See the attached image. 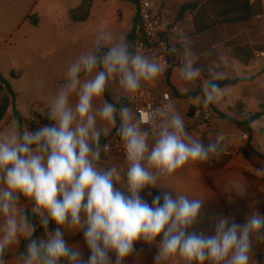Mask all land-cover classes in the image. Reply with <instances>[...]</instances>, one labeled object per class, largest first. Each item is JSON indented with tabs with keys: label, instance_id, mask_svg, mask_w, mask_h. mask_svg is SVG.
<instances>
[{
	"label": "clouds",
	"instance_id": "9594fccd",
	"mask_svg": "<svg viewBox=\"0 0 264 264\" xmlns=\"http://www.w3.org/2000/svg\"><path fill=\"white\" fill-rule=\"evenodd\" d=\"M199 59L185 41L178 69L183 81L201 77ZM218 60L207 69L205 108L225 96L219 81L229 77V62L223 54ZM167 67L102 26L93 47L66 67L43 113L50 123L33 132L14 119L0 130V264H124L137 254L138 242L155 246L154 264H258L253 249L264 244V215L253 210L242 224L221 215L214 218V235H205L192 231L204 198L167 186L186 166L225 154L223 133L209 136L205 144L187 131L172 102L141 117L130 106L118 108L103 99L111 82L131 97ZM38 83L43 87V81ZM187 91L182 88L181 94ZM113 129L124 164L103 166L101 153L110 146H101V137ZM256 175L264 177V165ZM153 188L172 189L175 195L163 191L150 204L141 193ZM225 190L243 196L248 188L228 180ZM38 227L43 235L34 238ZM77 232L90 250L87 260L64 238Z\"/></svg>",
	"mask_w": 264,
	"mask_h": 264
},
{
	"label": "crops",
	"instance_id": "0c3cea01",
	"mask_svg": "<svg viewBox=\"0 0 264 264\" xmlns=\"http://www.w3.org/2000/svg\"><path fill=\"white\" fill-rule=\"evenodd\" d=\"M52 1L0 0V60L4 61L3 67L0 65V75L4 77L12 71L23 72L22 69H17L18 66L21 67L20 62L23 60L25 66H31L32 69H40L50 61V58L44 55V53H47V43L39 40L38 37L41 35V18L49 17L53 20L57 13V7L52 4ZM133 10L134 27V20L137 15V7L134 4ZM180 11H183V16L181 20H178ZM250 13V21L215 25L216 22L223 21V6L217 0H167L162 10L165 23L170 26H178L179 34L189 37L188 44L200 56L197 66L202 67L203 71L201 77L191 83L185 82L180 78L178 69L183 62V50L179 48L176 38H171L172 49L175 48L176 52L172 54L174 67L169 75L170 86L166 81L167 74L153 82H145L142 86L143 90H158L166 83L170 89L172 88L180 95L186 96L197 93L198 95L194 98L183 99L177 97L171 89L176 109L179 102L182 103V117L184 118L187 131L194 137L202 139L205 144L208 143L209 136L214 137L219 133H223L227 144L234 151L233 156L223 158L210 169L202 163L186 166V168H189L186 177V180L188 179L187 182L171 178L167 181L168 187L174 188L183 194L204 198L200 217L192 231L203 232L205 235H214V218L221 215L234 218L237 223L242 224L244 222V220H240L236 205L231 200L230 193H226L221 181L230 177L233 171L241 172L247 178L254 179L246 170H252V173H255L256 170L254 163H250L239 153V148L250 141V135L245 134L247 133L245 128L231 125L226 120L214 115V110H217L236 121L243 122L248 115L264 113V0H251ZM30 16H35L38 19V26L30 23ZM198 29L204 30V32L198 34ZM20 35L22 39L18 38ZM8 47L12 48L13 51H7ZM221 54L229 62L228 71L230 74L224 80H243L234 86L235 88L242 87L246 93L245 97L232 99V103L239 100L236 103V110L239 111V116L237 117L233 115L229 107V110L225 111L224 107L219 104L209 105L207 108L203 107L202 104L205 83L209 79L208 66L213 62L219 63L218 57ZM5 63L9 64L8 68ZM63 76V74H59L54 77L53 86L56 89L63 82ZM182 88L188 89L186 94H181ZM228 88H225V91ZM225 102H228L227 97ZM15 107L25 117L29 116L31 112L21 111L17 107V101ZM198 109L208 111L213 115L212 123L216 127V133H204L201 121L195 118L194 115ZM32 111L43 112L45 110L37 111L33 109ZM12 112L13 107L8 111L5 120L1 123L0 130L6 129L11 125ZM257 122L264 125V116ZM254 127L255 125H252L251 144L264 156V138L260 134L261 130H264V126L258 130ZM235 130L237 131L235 132ZM235 137H238V140L234 139ZM257 160L261 159L256 158L254 162ZM101 163L103 166H110L113 163L120 165L115 154L103 152L101 153ZM197 180L200 181L198 182ZM257 180L262 181L259 178ZM117 187H121L122 191L124 190L121 185H117ZM149 191L151 195L148 194ZM154 191L161 194L163 191L173 190L153 188L145 190L141 195L151 204L152 197L155 196ZM173 195H175L174 191ZM80 233H65L64 238L70 246H77L81 251L82 258L87 260L90 256V250L87 248L83 237H80ZM22 242L19 246L20 250ZM135 247L137 254L129 257L124 264H154V256L157 252L155 246L149 247L142 242H138ZM11 258V254L6 256V259ZM112 258L113 260L115 259L114 255ZM253 260L257 261L258 264H263L258 259L253 258Z\"/></svg>",
	"mask_w": 264,
	"mask_h": 264
},
{
	"label": "rangeland",
	"instance_id": "374dc122",
	"mask_svg": "<svg viewBox=\"0 0 264 264\" xmlns=\"http://www.w3.org/2000/svg\"><path fill=\"white\" fill-rule=\"evenodd\" d=\"M82 0H53L52 4L57 7L55 18L51 20L49 17L41 18V35L39 40L47 43V53L45 56L50 58V61L40 69H32L31 66H25L24 60L21 63L22 76L18 80L6 74L4 77L10 81L16 95L17 107L23 111L47 110L52 96L55 94L56 88L53 86L54 77L65 72L68 64L76 59L80 53L88 51L93 47L95 37L98 30L105 26L109 31L113 32L117 38L124 36L126 39L133 28V3L129 0H92L93 8L90 19L82 24H72L68 18V12L71 9L78 7ZM18 38L22 39L20 35ZM36 38V37H35ZM12 52V48L6 49ZM7 54V53H6ZM0 65H4V61L0 60ZM8 63L5 66L8 68ZM3 67V66H2ZM6 69V68H3ZM39 81H43V87L39 85ZM145 83V82H143ZM142 83V86H143ZM140 90H143L142 88ZM139 90V91H140ZM246 93L242 87H231L225 91V96L219 103L225 111L229 108L234 116H239V111L236 110V100L232 103V99L245 97ZM228 102H225V98ZM129 98L127 94L119 87L117 82H111L108 90L105 92L103 99L110 103L116 104L119 108L124 105L123 101ZM74 102V100H73ZM102 102V101H101ZM229 107V108H228ZM182 103L179 102L177 110L182 115ZM264 125L256 123L255 129H260ZM237 130H235L236 132ZM234 139L238 140V137ZM264 165V160L254 162L256 169ZM185 168L178 172L171 179H177L181 182H187V171ZM254 179L247 178L241 172H232L230 177L224 178L221 183L225 187L228 180H237L243 183L247 188L245 195L240 196L236 193H230V198L236 205L237 214L240 220H245V215L253 210H258L264 215V177H258L252 170H246ZM186 174V175H183ZM256 178V179H255ZM259 178L262 181L257 180ZM198 182L200 180H197ZM227 193V192H226ZM229 194V193H228ZM253 258L258 259L264 264V244L256 245L253 249Z\"/></svg>",
	"mask_w": 264,
	"mask_h": 264
},
{
	"label": "built area",
	"instance_id": "2783aa9c",
	"mask_svg": "<svg viewBox=\"0 0 264 264\" xmlns=\"http://www.w3.org/2000/svg\"><path fill=\"white\" fill-rule=\"evenodd\" d=\"M137 2V19L138 24L135 32L133 50L148 53L156 57L159 61L168 65L167 70L163 73V77L167 74L169 65L172 60L171 38H176L177 44L183 50V44L189 43V37L179 34L178 26L167 25L164 21L162 10L167 0H136ZM168 102L174 104V98L170 87L164 83L163 87L158 90L148 89L140 90L131 97L123 101L125 106H130L138 116L146 115L151 109L164 105ZM195 118L201 121L203 131L206 134L216 133V127L213 125V115L205 110L198 109L195 111ZM35 120V117H32ZM147 125L144 128L147 129ZM246 135L248 133H245ZM247 138V136H245ZM224 142H226L224 138ZM104 144L110 146L107 153L115 154L120 165L124 164V155L119 137L113 130L107 137ZM228 145V144H227ZM234 155V151L228 145V150L219 158H211L207 162L202 163L208 169L213 168L220 160ZM41 227H38L39 230Z\"/></svg>",
	"mask_w": 264,
	"mask_h": 264
},
{
	"label": "trees",
	"instance_id": "16d2710c",
	"mask_svg": "<svg viewBox=\"0 0 264 264\" xmlns=\"http://www.w3.org/2000/svg\"><path fill=\"white\" fill-rule=\"evenodd\" d=\"M131 1L134 5L137 6L136 0H129ZM250 1L251 0H217V2L221 3L223 6V21L222 22H216L215 25H226V24H231V23H239V22H245V21H250L251 19V13H250ZM91 11H92V1L91 0H83L81 4L74 8L71 9L68 13V18L70 22L74 25L76 24H82L86 21L89 20L91 16ZM183 16V11L179 12L178 15V20H181ZM29 21L31 24L34 26L39 25V21L35 16H30ZM138 24V19L137 15L134 20V27L132 32L128 35L127 41L131 45V48L133 49V43H134V37H135V32ZM214 26V25H213ZM204 30L198 29L197 33L201 34L203 33ZM174 67L173 60H171V63L169 65L168 71H167V84H169V75ZM22 72H16L12 71L10 73V77L14 80H18L21 78ZM243 80L240 79H235V80H221L219 83L221 84L222 87L228 88V87H234L238 85L240 82ZM172 89V88H171ZM170 89V90H171ZM172 91H174L172 89ZM174 94L183 99H190L196 97L198 94L197 93H192L189 95H180L176 91H174ZM17 95L10 83L9 80H7L5 77L0 75V125L1 123L5 120L8 111L13 107V112L11 116V122L15 119L19 121L21 128H28L29 131L35 132L39 127H41L44 124L50 123L49 120L43 115V112H35L31 111L29 113V116H23L15 107ZM214 115L219 116L221 119L226 120L229 124L238 126V127H244L246 132L250 135V141L246 143L245 145L241 146L239 148V153L243 155V157L249 161L250 163H254L256 158H260L264 160V156L261 155L251 144V136L253 133V122L259 121L263 116L264 113H255L253 115H248L247 118L243 122L236 121L227 115L218 112L217 110H214ZM32 117H35V120H32ZM117 126H119L117 124ZM115 130V129H114ZM261 136L264 138V130H261L260 132ZM106 141V138L101 137V146L104 145ZM248 176V175H247ZM250 177V176H248ZM154 195H159L157 191H154ZM54 224H50V229L54 228ZM43 228H40L39 230H36L34 234V238L40 237L43 235ZM80 237H83V233H80ZM25 247V242H22V247L21 250ZM6 258V257H5Z\"/></svg>",
	"mask_w": 264,
	"mask_h": 264
}]
</instances>
